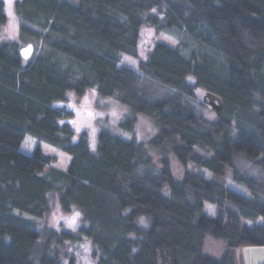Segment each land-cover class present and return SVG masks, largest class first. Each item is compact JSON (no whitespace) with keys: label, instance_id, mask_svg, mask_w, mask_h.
<instances>
[{"label":"trees","instance_id":"obj_1","mask_svg":"<svg viewBox=\"0 0 264 264\" xmlns=\"http://www.w3.org/2000/svg\"><path fill=\"white\" fill-rule=\"evenodd\" d=\"M13 9L18 38L0 40V264H79L86 238L95 264H236L233 248L264 245V0H15ZM148 24L178 42L153 41L140 57ZM23 45L33 46L26 58ZM121 54L138 58L147 80L117 67ZM160 86L217 96L215 118ZM91 90L129 107L121 128L133 132L141 113L155 133L145 143L101 129L91 148L64 104ZM41 142L70 155L64 170ZM228 168L249 195L225 184ZM53 199L63 213L79 208L77 232L47 223ZM207 236L226 245L220 259L203 254Z\"/></svg>","mask_w":264,"mask_h":264},{"label":"rangeland","instance_id":"obj_2","mask_svg":"<svg viewBox=\"0 0 264 264\" xmlns=\"http://www.w3.org/2000/svg\"><path fill=\"white\" fill-rule=\"evenodd\" d=\"M4 12L6 15L5 23L0 26V40H13L18 38L20 19L14 12L15 0H3ZM141 37L139 39L138 53L140 57H143L150 43L153 41H161L168 45L174 46L178 40L166 33H156L155 29L151 26L144 25L141 30ZM24 46V45H23ZM22 46V47H23ZM138 58L128 56L125 54L120 55V62L117 67H126L133 70L141 80H147L145 76L138 71L137 68ZM153 82V81H152ZM157 86V85H156ZM160 88L165 94L174 96L183 102V105H188L193 111L203 115L206 118L214 119V107H219L220 100L217 96L209 94L202 89H195L194 98L188 96L179 95L177 91L169 88ZM179 95V96H177ZM60 104H63L60 103ZM65 106L73 111L72 119L69 120L74 128L75 136L81 130H85L89 139L91 148L95 149L97 134L101 129L109 130L110 132L121 136L122 138H130L132 134L135 135L136 139L141 140L145 143L155 133V126L148 116L142 115L141 113L136 114V120L133 127V132L127 131V129L121 128L120 123L124 122L129 114V107L113 98L112 96L99 95L96 91L91 90L84 96H77L72 92H68L67 100L64 102ZM41 150L43 153L51 154L55 157V161L51 163L54 167L64 170L70 160V155L61 151L50 144L41 142ZM149 149V148H148ZM152 155L155 165H158V155L152 149H149ZM173 171L176 177L180 176L181 169L179 168L178 162L170 156ZM187 168L204 175L206 178H213V174L205 167L197 166L196 164L189 162ZM231 175V171L228 168L224 176L225 184L240 193L249 195V191L246 187L235 182ZM215 206L209 203H205L204 212L207 215L215 214ZM27 215V214H25ZM46 217L47 223L56 229H65L71 232H77L78 228L83 223L82 213L79 208L75 205L71 207L69 212H64L60 209L59 203L56 199L51 201V210ZM262 217V216H261ZM264 222V215L259 218L258 221ZM203 254L211 257L212 259H220L226 249V245L210 236L205 237ZM78 263L79 264H95L93 259L90 257V252L93 249V245L90 239H85L79 246ZM235 256L236 264H264V245L255 246H239L232 249Z\"/></svg>","mask_w":264,"mask_h":264},{"label":"water","instance_id":"obj_3","mask_svg":"<svg viewBox=\"0 0 264 264\" xmlns=\"http://www.w3.org/2000/svg\"><path fill=\"white\" fill-rule=\"evenodd\" d=\"M20 55L24 58L28 57L31 55L33 52V46L32 45H25L18 50Z\"/></svg>","mask_w":264,"mask_h":264}]
</instances>
